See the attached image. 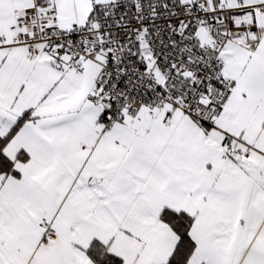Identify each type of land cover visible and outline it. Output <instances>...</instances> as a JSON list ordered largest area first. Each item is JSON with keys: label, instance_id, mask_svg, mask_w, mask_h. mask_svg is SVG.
<instances>
[{"label": "snow or ice", "instance_id": "1", "mask_svg": "<svg viewBox=\"0 0 264 264\" xmlns=\"http://www.w3.org/2000/svg\"><path fill=\"white\" fill-rule=\"evenodd\" d=\"M0 264H264V0H0Z\"/></svg>", "mask_w": 264, "mask_h": 264}]
</instances>
